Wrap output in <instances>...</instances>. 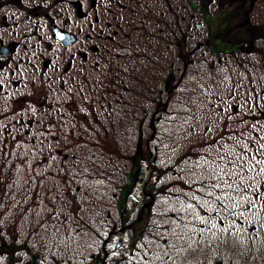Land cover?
Returning a JSON list of instances; mask_svg holds the SVG:
<instances>
[{
    "label": "rangeland",
    "instance_id": "1",
    "mask_svg": "<svg viewBox=\"0 0 264 264\" xmlns=\"http://www.w3.org/2000/svg\"><path fill=\"white\" fill-rule=\"evenodd\" d=\"M196 1L210 6L213 15L223 4L236 5L234 0ZM237 4L236 21L226 30L225 22L214 25L215 42L209 43L206 22L191 17L185 0L184 27L194 36L188 39L186 33L180 43L181 59L173 54V40L166 51L153 44L148 59H132L129 44L122 46L120 57L107 65L111 69L100 66L99 57L91 60L85 79L73 86L70 103L84 114L78 122L84 119L85 125L65 130L70 138L60 147L71 148L68 155L35 151L45 147L41 141L47 136L0 142V240L29 244L40 254L39 264H96L100 253L127 264H145L144 257L152 259L148 264H170L171 259L178 264H264V201L254 195L264 191V164L252 160L251 171L246 162L243 170L236 169L237 176L221 178L220 168L228 172L232 165L217 159L227 151L224 145L242 153L239 140L260 160L256 149L264 144V0ZM222 47L241 52L216 54ZM32 110L31 103L25 104L28 120L34 118ZM213 162L219 165L215 171L209 167ZM240 175L245 179L240 181ZM217 179L231 196L224 205L248 195L256 207L249 211L245 201L223 211L215 199L221 190L207 195ZM224 180H237L241 189L249 185L247 193H238L235 184L225 188ZM205 199L213 202L210 211L201 206ZM189 203L205 223L194 220L191 209L185 211ZM118 214H132L130 223L123 224ZM138 214H157L152 221L170 229L152 226L144 238L131 242L145 230L147 218ZM160 214L166 217L160 220ZM168 234L173 239L167 241ZM119 240L121 250L116 249ZM166 242L179 247L172 250ZM17 254L23 262L30 259L25 250L10 258ZM8 259L4 253L0 264Z\"/></svg>",
    "mask_w": 264,
    "mask_h": 264
},
{
    "label": "flooded vegetation",
    "instance_id": "2",
    "mask_svg": "<svg viewBox=\"0 0 264 264\" xmlns=\"http://www.w3.org/2000/svg\"><path fill=\"white\" fill-rule=\"evenodd\" d=\"M184 1L0 0V131H3L0 142L23 141L25 137L36 142L41 136H47V141H41L45 147H38L35 151L68 155L71 148L60 147L67 145L65 140L70 138L65 130H78L85 125L84 119L78 122V117L82 118L84 114L77 105L70 103L74 96L73 86L85 79L90 61L99 57L102 59L99 65L111 69L107 65L120 57L118 49L122 46L123 49L129 44L132 59L141 55V58L148 59L153 44L164 46L166 51L173 40L176 47L173 54L177 59L183 58L180 43H183L187 33ZM186 1L192 11L191 17H202L206 22L209 32L207 42L214 43L216 34L213 26L225 22L226 30L225 27L236 21L237 1L242 0H234L236 5L233 2L221 4L223 8L216 15L206 4L196 0ZM200 25L197 27L200 28ZM193 36L187 33L188 39ZM238 40L245 45L242 39ZM218 49L216 54L241 52V48ZM167 84L168 78L165 81ZM37 92L40 93L35 99ZM49 94L52 96L49 97ZM27 103L33 105L34 118L31 120L24 117ZM131 215L118 214V217L123 224H129ZM139 215L147 218L145 230L134 236L131 242L144 238L152 226L170 229L155 219L152 221L157 214ZM159 217L161 220L166 216L160 214ZM173 235L168 234L166 240L173 239ZM2 238L0 258L4 253L9 256L5 264H21L23 259L20 254L15 259L10 257L13 252L22 250L30 257L23 264H39L40 254L29 244H16ZM165 244L172 250L179 247L174 243ZM123 245L124 242L119 240L116 249L121 250ZM171 260L170 264H178L177 259ZM143 262L148 264L152 259L144 257ZM96 264L127 263L116 257L107 259L100 253Z\"/></svg>",
    "mask_w": 264,
    "mask_h": 264
},
{
    "label": "snow or ice",
    "instance_id": "3",
    "mask_svg": "<svg viewBox=\"0 0 264 264\" xmlns=\"http://www.w3.org/2000/svg\"><path fill=\"white\" fill-rule=\"evenodd\" d=\"M225 111H226V109H225ZM253 127H255V126L253 125ZM208 131L210 132V131H211V128H209ZM237 143L241 144V146H242V150H243L242 153H235L234 150L229 149L227 145H224L223 147H225V148L227 149V151H226L223 155H220V156L217 157V159H218L219 161L224 162L225 167H226L227 164H229V163L232 165V168L229 169L228 172H225V171H224V168H220V177H221V178H222L224 175H228V176H237V171H236V169L239 168V169L243 170V168L245 167V163H246V162L248 163V170L251 171V170L253 169V167L255 166V165H253V164L251 163L252 160H255V164H256V165L264 164V152H261V150H264V144H260L259 147L256 149L257 152H260V153H261V159H260V160H256V159H255V156H251V155H250V150H249V147H248L247 144H244L242 141H239V140H237ZM244 153H249V155H250V159H246ZM226 157H232V158H231L230 160H226V159H225ZM204 163H205V164H208L209 162H208L207 160H204ZM209 167H210L211 170L215 171V169L218 168L219 165H218V164H215V163L213 162L212 164L209 165ZM260 173H264V167H261V168H260ZM244 179H245V177H244L243 175H240V176H239V180H240V181H242V180H244ZM194 183H195V182H194ZM223 183H224L225 188H227V189H232V188H233V185L235 184V185H236V190H237L238 193H239L240 191H243V192L247 193L248 188H249V185H245L244 188L241 189V188L239 187V183H238L237 180H233V182H232L231 184H229V183L227 182V180H224ZM208 187H209V189H210L209 192L207 193L208 196H213L214 193H215V191H216L217 189H220V190H221L222 195L215 197V199L221 201V206H222V208H223V211H225V212H229L231 208H239V207H241V205H242L245 201H246V202L249 204V206H250V207H249V211H251L252 208H255V207H256L255 201L252 200L248 195H245L244 198H243V200H238V201H236L235 203H232V204H230V205H224V204H223L224 199H225V198H228L229 200H231V196H230V193L225 192L223 189H221L220 179H217V182H216V183H210V184L208 185ZM252 187H255V184H253ZM198 190H199V191H203V189H198ZM254 195H255L257 198H259V199H261L262 201H264V191H259V190H257V191L254 193ZM191 199H195L198 203L201 201V198H200V197H198V196H194V195L191 197ZM212 203H213V202H212L211 200L205 199V200H203L201 206H202V207H206L207 210L210 211L211 208H212ZM260 206H261L262 208H264V203H262ZM182 207H183V206H182ZM187 209H191V210L193 211V213H194V215H193V219H194V220H195V219H199V221H200L201 223H205V222H206V221H205V217H203V216H198L197 214H195V213H196V206H195V205L189 203V204L187 205V208L185 209V211H186ZM231 214H232L233 216H236V215H241V216H242V215H243L242 212H239V213H238V212H232ZM212 228H216V224H215V223L212 224ZM227 230H228L227 227H225L224 229H221V231H227ZM201 231H203V229H202Z\"/></svg>",
    "mask_w": 264,
    "mask_h": 264
},
{
    "label": "trees",
    "instance_id": "4",
    "mask_svg": "<svg viewBox=\"0 0 264 264\" xmlns=\"http://www.w3.org/2000/svg\"><path fill=\"white\" fill-rule=\"evenodd\" d=\"M124 203H126V201Z\"/></svg>",
    "mask_w": 264,
    "mask_h": 264
}]
</instances>
